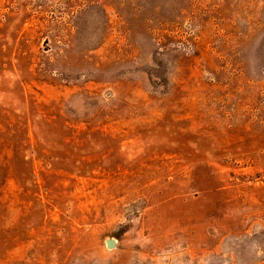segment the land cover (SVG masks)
Segmentation results:
<instances>
[{
  "label": "rangeland",
  "instance_id": "obj_1",
  "mask_svg": "<svg viewBox=\"0 0 264 264\" xmlns=\"http://www.w3.org/2000/svg\"><path fill=\"white\" fill-rule=\"evenodd\" d=\"M0 264H264V0H0Z\"/></svg>",
  "mask_w": 264,
  "mask_h": 264
},
{
  "label": "water",
  "instance_id": "obj_2",
  "mask_svg": "<svg viewBox=\"0 0 264 264\" xmlns=\"http://www.w3.org/2000/svg\"><path fill=\"white\" fill-rule=\"evenodd\" d=\"M115 246H116V243H115L114 240L107 241V247H108V249H114Z\"/></svg>",
  "mask_w": 264,
  "mask_h": 264
}]
</instances>
